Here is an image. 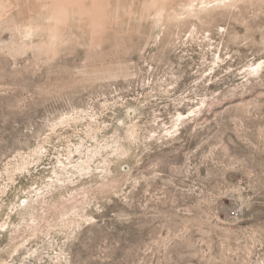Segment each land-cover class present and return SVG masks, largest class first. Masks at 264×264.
Returning a JSON list of instances; mask_svg holds the SVG:
<instances>
[{"label":"rangeland","instance_id":"374dc122","mask_svg":"<svg viewBox=\"0 0 264 264\" xmlns=\"http://www.w3.org/2000/svg\"><path fill=\"white\" fill-rule=\"evenodd\" d=\"M0 264H264V0H0Z\"/></svg>","mask_w":264,"mask_h":264}]
</instances>
